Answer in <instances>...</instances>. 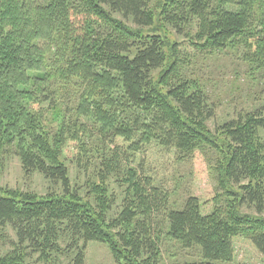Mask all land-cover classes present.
<instances>
[{"label": "trees", "instance_id": "16d2710c", "mask_svg": "<svg viewBox=\"0 0 264 264\" xmlns=\"http://www.w3.org/2000/svg\"><path fill=\"white\" fill-rule=\"evenodd\" d=\"M192 20L195 48L243 45L264 70V0H0V150L17 155L25 174L61 187L40 196L1 192L0 264H57L64 253L68 264H84L90 241L104 243L115 264H248L234 262L237 236L264 256V101L206 133L214 108L180 74L184 59L161 25L179 33ZM62 89L75 93V106L61 107ZM81 116L102 142L123 144L94 156L76 134ZM66 130L80 139L76 162L94 166L90 199L71 187L61 154ZM152 141L182 160L203 156L215 182L209 212L194 195L170 206L151 176L120 165ZM110 175L126 185L112 217ZM166 243L197 257L164 260Z\"/></svg>", "mask_w": 264, "mask_h": 264}, {"label": "rangeland", "instance_id": "374dc122", "mask_svg": "<svg viewBox=\"0 0 264 264\" xmlns=\"http://www.w3.org/2000/svg\"><path fill=\"white\" fill-rule=\"evenodd\" d=\"M114 16L119 18L117 15ZM124 23L129 27H136L130 19H126ZM161 25L167 29L166 41L174 42L180 55L178 52L177 54L184 59V63L180 67V74L205 91L208 103L214 108V115L208 118L205 123L206 133H210L211 136L214 135L215 129L227 119L234 117L237 112L249 111L264 101V70H258L254 63L246 59L248 48L243 45H236L221 49L213 47L198 49L191 44V40L195 41L191 38L192 35L196 30H199L198 21L192 20L179 33L165 22ZM159 26L158 22H155L152 26L144 27L142 30H154ZM202 41L197 40V43L201 44ZM156 73L157 71H155ZM62 91L64 93L63 95L59 93L58 99L62 102L61 107L68 109V107L75 106L77 103V99L74 98L75 93H67L68 91L63 89ZM66 111L67 114L70 113V111ZM89 124L91 123L87 117L81 116L75 124L77 130H74L94 156L101 152L111 154L115 145L121 146L123 144L121 138H115L113 142H105V140L102 142L100 134L88 132ZM55 125L57 126L56 121L53 122V126ZM68 135L66 130L63 138L67 144L62 147L61 154L68 169L71 187L81 196L90 199L93 194H87L88 183L93 179L91 171L94 166L90 161L85 164L76 162V146L80 143V139H71L68 138ZM120 151L122 153L124 149L122 148ZM124 164H129L131 167L137 168L139 172L151 176L153 184L167 192L170 206L180 208L188 195H194L203 202V213L211 210L212 202L208 199L214 196L215 182L207 172V164L202 155L195 154L186 160H182L177 157L173 148H165L152 141L144 146H139L132 159L125 163L121 162L120 165ZM115 179L113 175H110L105 181L106 191L114 200V204L107 214L109 217L115 216L120 211L121 200L126 193V185L119 184ZM1 192L12 195L28 193L40 196L48 192L60 194L61 187L59 183L46 179L38 172L25 174L17 155L11 151L4 150L2 152L0 150V194ZM241 211L251 215L256 214L254 210H247L245 207H242ZM261 216L264 217V212ZM8 231L14 237L10 228ZM8 249L9 246L5 245L2 250ZM233 249L234 262L236 263L264 264V256L249 239L243 236H237L233 239ZM162 252L164 260H191L197 257L195 249H182L176 243L164 244ZM36 256L37 254H34L32 259L36 260ZM58 256L59 263L57 264H68L70 255L64 253ZM84 264L115 263L104 243L90 241L87 244Z\"/></svg>", "mask_w": 264, "mask_h": 264}]
</instances>
